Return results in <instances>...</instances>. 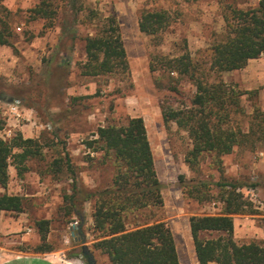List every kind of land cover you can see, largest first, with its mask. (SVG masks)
Masks as SVG:
<instances>
[{"label":"rangeland","instance_id":"obj_1","mask_svg":"<svg viewBox=\"0 0 264 264\" xmlns=\"http://www.w3.org/2000/svg\"><path fill=\"white\" fill-rule=\"evenodd\" d=\"M41 1L0 0V15L13 33L12 45L0 46V81L4 84L0 137L10 140L21 134L41 145V153L26 161L22 175L9 165L7 187H0V194L23 197L22 211L0 213V250L38 254L41 252L35 248L44 243L52 248L48 253L61 257L65 264H87L85 246L96 264H110L105 254L93 248L100 238L92 228L93 201L85 202L82 216H77L64 200L72 183L65 153L85 188L108 187L114 164L104 161L103 152L88 148L85 141L98 126L122 124L135 116L144 120L161 182L163 205L148 213L152 221H164L170 227L180 264H198L189 218L221 214L223 203L215 183L223 180L244 183L240 190L254 211L232 215L234 240L264 244V140L256 141L253 148L235 147L221 156L220 163L206 153L197 168L191 169L185 162L192 147L188 132L173 121L165 124L162 110L189 105L195 82L160 66L150 70L154 56L174 57L185 50L193 59L207 63L211 46L223 37L224 14L230 8L255 7L258 0H80L75 32L64 36L60 16L69 5L65 0H45L57 6L59 16L51 22L34 15L33 8ZM146 9L171 13L172 21L161 35L152 37L139 30L138 19ZM90 10L95 13L92 20L87 16ZM108 15H114L120 26L128 70L86 75L85 37L94 34L97 24ZM220 77L229 89L240 93L244 114L237 119L246 132L254 107L264 113V54L241 69L220 73ZM8 85H23L28 91L15 94ZM14 100L20 101L19 117L11 111ZM198 180L208 182L210 200L199 202L185 195L184 190ZM42 219L48 220L44 241L37 225Z\"/></svg>","mask_w":264,"mask_h":264},{"label":"trees","instance_id":"obj_2","mask_svg":"<svg viewBox=\"0 0 264 264\" xmlns=\"http://www.w3.org/2000/svg\"><path fill=\"white\" fill-rule=\"evenodd\" d=\"M65 1L69 7L60 16L61 36L75 32L82 8L77 4L80 0ZM33 12L36 17L51 22L59 16L57 6L45 0L38 3ZM87 16L88 20L94 19V11L90 10ZM223 17V37L211 46L207 63L193 59L187 50L174 57L156 55L150 62L152 71L160 66L187 75L195 82L196 91L189 105L162 110L165 124L173 121L188 132L192 147L186 154L185 162L191 169L197 168L206 153L212 154L214 162L220 163L221 156L231 153L235 147L253 148L256 141L264 140V113L255 106L248 131H243L237 119L244 114L240 93L229 89L220 77V73L241 69L249 60L264 54V0H258L255 7L248 9L230 8ZM171 21L172 15L166 9H146L140 13L138 27L141 32L156 37L167 29ZM12 37L10 23L0 15V46L12 45ZM84 50L86 61L83 72L86 75L128 70L120 26L114 15H108L106 20L99 22L94 34L86 35ZM8 86L15 94L28 91L23 85ZM3 88L4 84L0 81V94ZM85 143L93 151L103 152L104 161L112 160L115 169L108 187L89 190L77 179L69 154L65 153L72 183L64 200L72 210L75 209L77 216H82L81 206L85 202L93 201L92 228L100 233L93 248L105 254L110 264H180L170 227L164 221H152L148 213L161 207L163 199L143 118L135 116L122 124L100 125ZM39 153L41 145L35 138H24L21 134L10 140L0 137V187H7L9 165L12 164L17 174L22 175L27 170L26 161ZM215 185L223 203L221 214L193 215L189 218L198 264H264L263 243H237L233 238L232 215L254 212L251 202L244 199L240 190L244 183L223 180ZM184 193L199 202L212 198L205 180L196 181ZM22 209V196L6 192L0 194V213L20 212ZM37 225L40 238L44 241L48 220L42 219ZM35 250L43 253L52 248L42 243Z\"/></svg>","mask_w":264,"mask_h":264},{"label":"crops","instance_id":"obj_3","mask_svg":"<svg viewBox=\"0 0 264 264\" xmlns=\"http://www.w3.org/2000/svg\"><path fill=\"white\" fill-rule=\"evenodd\" d=\"M1 248L3 249L2 246H0ZM61 260V257L48 252L31 254L25 252L7 253L0 250V264H65Z\"/></svg>","mask_w":264,"mask_h":264},{"label":"water","instance_id":"obj_4","mask_svg":"<svg viewBox=\"0 0 264 264\" xmlns=\"http://www.w3.org/2000/svg\"><path fill=\"white\" fill-rule=\"evenodd\" d=\"M81 241L84 242V238H82ZM83 256L85 257L87 264H96L93 254L89 252L85 246L83 247Z\"/></svg>","mask_w":264,"mask_h":264},{"label":"built area","instance_id":"obj_5","mask_svg":"<svg viewBox=\"0 0 264 264\" xmlns=\"http://www.w3.org/2000/svg\"><path fill=\"white\" fill-rule=\"evenodd\" d=\"M20 104V101L19 100H14L13 102V106L11 107V111H12V114L15 116V117H19L20 116V113L18 112V105Z\"/></svg>","mask_w":264,"mask_h":264}]
</instances>
